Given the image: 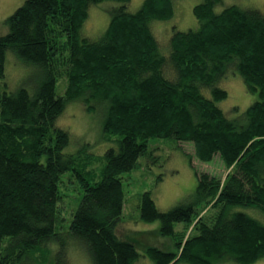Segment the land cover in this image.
I'll list each match as a JSON object with an SVG mask.
<instances>
[{"label":"trees","instance_id":"16d2710c","mask_svg":"<svg viewBox=\"0 0 264 264\" xmlns=\"http://www.w3.org/2000/svg\"><path fill=\"white\" fill-rule=\"evenodd\" d=\"M103 1L115 3L105 30L82 34L90 6ZM129 2L23 0L4 19L0 77L10 58L20 73L13 85L0 79V264H77L72 253L93 264H247L264 256V13L200 0L197 27L171 25L164 42L154 24L174 15V0H142L133 11ZM229 73L257 96L234 117L218 104ZM70 103L100 108L102 138L115 145L65 152L69 134L57 120ZM153 138L180 149L189 142L190 159L218 170L196 171L189 199L166 210L151 190L139 194L138 218L158 220L157 233L174 245L156 240L139 252L119 235L129 226L123 173L142 156L157 157ZM65 172L81 191L69 218Z\"/></svg>","mask_w":264,"mask_h":264},{"label":"rangeland","instance_id":"374dc122","mask_svg":"<svg viewBox=\"0 0 264 264\" xmlns=\"http://www.w3.org/2000/svg\"><path fill=\"white\" fill-rule=\"evenodd\" d=\"M224 5L237 4L242 7H255L264 13V0H222ZM23 0H0V34L7 31L4 19L19 6ZM142 0H130L128 9L136 10ZM200 0H174V15L167 21H157L154 24L156 36L165 42L171 25H176L178 29L185 30L197 27V20L193 15V6ZM115 3L103 1L91 5L88 10V17L82 25V34L92 38L100 36L105 30L109 19L110 10ZM220 5H218V8ZM85 26V27H84ZM85 28V30H84ZM10 52V51H8ZM8 55V53H7ZM9 74L4 71V77L9 79L11 85L18 79L17 64L10 58L8 60ZM8 74V76H7ZM221 85L227 90L226 98L218 102L219 106L229 117L243 112L248 105L256 99V93L246 89L244 81L239 74L229 73ZM231 109L232 112H231ZM61 121V122H60ZM57 124L68 131L69 143L65 147V152H74L83 147L85 152L102 153L107 147L115 145L114 142L102 138V119L100 108L87 111L81 108L78 103L67 105ZM156 144L159 147L157 157L154 159L150 155L139 158V164L132 170L123 173V184L125 191L124 200V222L128 220V228L119 235L134 242L139 252H142L147 245L159 243L165 239L166 249H173L174 245L168 236H161L157 233L159 221L144 222L138 218V196L144 190H151L156 206L161 210H166L181 201L189 199L196 185V171L211 170L217 171L218 163L213 161L202 162L195 157L190 159L189 154H193V147L189 142H181L180 147L174 145L170 140L162 138L150 139V147ZM155 145V146H156ZM220 168V167H219ZM220 170V169H219ZM63 182L60 189L66 193L65 216L70 214L69 208L75 209L80 198L81 191L74 180H69V172L62 175ZM130 214V215H129ZM131 224V225H130ZM126 225L123 224V227ZM179 224H176L178 227ZM144 232H146L144 235ZM144 236V238H142ZM77 264H93L87 261L82 254L74 255ZM146 264L149 260L145 259ZM232 264H242L235 262ZM247 264H264V256L256 261Z\"/></svg>","mask_w":264,"mask_h":264}]
</instances>
